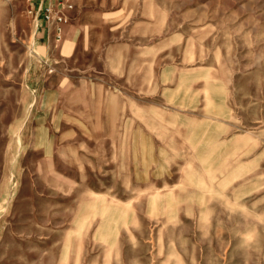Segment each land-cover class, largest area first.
<instances>
[{
	"label": "rangeland",
	"instance_id": "374dc122",
	"mask_svg": "<svg viewBox=\"0 0 264 264\" xmlns=\"http://www.w3.org/2000/svg\"><path fill=\"white\" fill-rule=\"evenodd\" d=\"M72 3L0 0V264H264V0Z\"/></svg>",
	"mask_w": 264,
	"mask_h": 264
},
{
	"label": "built area",
	"instance_id": "2783aa9c",
	"mask_svg": "<svg viewBox=\"0 0 264 264\" xmlns=\"http://www.w3.org/2000/svg\"><path fill=\"white\" fill-rule=\"evenodd\" d=\"M72 5H73L72 0H61L56 3L52 1H48L46 5L43 7L42 16L44 20L46 22L52 20L55 23L54 35H55V39L57 40L60 39L61 37V32H62L61 24L65 21V17L62 9L71 8Z\"/></svg>",
	"mask_w": 264,
	"mask_h": 264
},
{
	"label": "crops",
	"instance_id": "0c3cea01",
	"mask_svg": "<svg viewBox=\"0 0 264 264\" xmlns=\"http://www.w3.org/2000/svg\"><path fill=\"white\" fill-rule=\"evenodd\" d=\"M48 1L52 0H31V6L35 10L36 17H38L40 30L37 35L38 40H43L44 35L47 34L48 28H47V22L44 20L42 16L43 7L46 5Z\"/></svg>",
	"mask_w": 264,
	"mask_h": 264
}]
</instances>
